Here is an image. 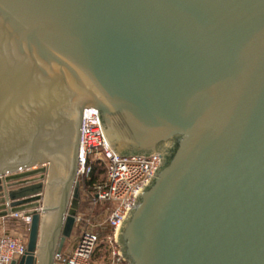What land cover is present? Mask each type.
I'll return each mask as SVG.
<instances>
[{
  "label": "water",
  "instance_id": "1",
  "mask_svg": "<svg viewBox=\"0 0 264 264\" xmlns=\"http://www.w3.org/2000/svg\"><path fill=\"white\" fill-rule=\"evenodd\" d=\"M161 164L116 236L130 264H264V0H0L9 264H52L80 200L82 112Z\"/></svg>",
  "mask_w": 264,
  "mask_h": 264
},
{
  "label": "built area",
  "instance_id": "2",
  "mask_svg": "<svg viewBox=\"0 0 264 264\" xmlns=\"http://www.w3.org/2000/svg\"><path fill=\"white\" fill-rule=\"evenodd\" d=\"M161 155L121 156L109 145L100 126L98 110L86 107L82 112L77 155V178H84L86 210L76 213L78 234L72 247L54 252L52 264H130L121 254L116 236L118 229L136 205V190L154 175ZM94 165L100 167L91 178ZM19 217L26 232L0 233V264H9L25 253L30 215Z\"/></svg>",
  "mask_w": 264,
  "mask_h": 264
},
{
  "label": "rangeland",
  "instance_id": "3",
  "mask_svg": "<svg viewBox=\"0 0 264 264\" xmlns=\"http://www.w3.org/2000/svg\"><path fill=\"white\" fill-rule=\"evenodd\" d=\"M77 180L79 181V190H80V200H79V205L77 208L76 213H80L85 211L86 208V203L84 201V195L87 192V189L84 188V178L78 177ZM5 232V233H22L26 232L25 227L19 217H9L2 224H0V233ZM28 233V232H27ZM78 234V224L75 225L71 231V234L68 238H66L63 242V245L61 247L60 251H66L70 249L75 241V237Z\"/></svg>",
  "mask_w": 264,
  "mask_h": 264
},
{
  "label": "trees",
  "instance_id": "4",
  "mask_svg": "<svg viewBox=\"0 0 264 264\" xmlns=\"http://www.w3.org/2000/svg\"><path fill=\"white\" fill-rule=\"evenodd\" d=\"M99 172H101V171H100V167L97 166V165H94V166L92 167V169H91V172H90V173H91V178H92V179L96 178Z\"/></svg>",
  "mask_w": 264,
  "mask_h": 264
},
{
  "label": "crops",
  "instance_id": "5",
  "mask_svg": "<svg viewBox=\"0 0 264 264\" xmlns=\"http://www.w3.org/2000/svg\"><path fill=\"white\" fill-rule=\"evenodd\" d=\"M17 213L24 214L23 211H20V212H17ZM12 214L13 213H9L6 217L0 218V224H2L4 222V220H6L7 218L12 217Z\"/></svg>",
  "mask_w": 264,
  "mask_h": 264
}]
</instances>
